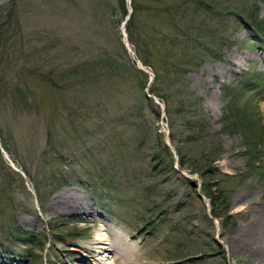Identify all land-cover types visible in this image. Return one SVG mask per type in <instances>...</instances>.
<instances>
[{
  "label": "rangeland",
  "instance_id": "1",
  "mask_svg": "<svg viewBox=\"0 0 264 264\" xmlns=\"http://www.w3.org/2000/svg\"><path fill=\"white\" fill-rule=\"evenodd\" d=\"M134 2L131 29L132 0L0 2V264H95L100 226L112 264H264V0ZM142 25L158 73L130 41ZM197 43L205 55L171 85L163 56ZM214 181L223 229L201 190Z\"/></svg>",
  "mask_w": 264,
  "mask_h": 264
},
{
  "label": "trees",
  "instance_id": "2",
  "mask_svg": "<svg viewBox=\"0 0 264 264\" xmlns=\"http://www.w3.org/2000/svg\"><path fill=\"white\" fill-rule=\"evenodd\" d=\"M134 1L135 0H132V5H133L134 9H133V12L131 13V15L129 17V21H128L129 22V26H128L129 29L135 28V27L137 28L138 25H139L137 23L138 21L136 19L137 15H138L137 14L138 8L136 6V2H134ZM158 1H160V0H158ZM154 7L157 8V6H154ZM154 7H152V9L150 11H153ZM11 17L12 16L9 13H8V16L5 17L3 20H1V17H0V48L1 49H2L3 43L8 40L6 28L10 26L9 23L11 21ZM259 28H260L259 30L262 33V35H264V25L262 27H259ZM138 31H141V32L137 33L136 37L135 36L134 37H130V41L135 46V48H136L135 51L138 53V56L141 59V61L146 66L152 67L153 70H154V73H158V67L156 66L157 60H155V64H154L153 58H152V56H150V55H152L150 50L147 52L148 54L150 53L149 56L147 58L146 57L143 58V52L147 51L146 49L148 48V45L151 44V40L149 39L147 34L148 33H152L154 30H152L150 28L146 29L145 26L142 25L139 28ZM137 35H139V37ZM174 42H180V41L174 40ZM198 46H200V47H198ZM185 47H187V46H185ZM204 48H205L204 46L201 47V44L197 43L196 46H193V48L189 49L190 51H194L193 49H196V50L199 51V52L196 51L195 54L190 53L189 50H188L189 54H188L187 57H185L183 55L176 56V55H174L171 52L170 53H166L167 55L163 56L164 60L166 59V61H167L166 64H170L171 65V66H169L170 67V71L169 72H171L170 73L171 85L172 84H177V85L180 86V81L183 79L184 75H186V71H188L189 69H193L198 64V62H197V64H195L194 60L198 59L199 62H200L201 61V59H199V57H201L200 55H202V57L205 55ZM120 65L116 61H114L113 59H110V67H112L113 69H116L119 73L121 71L120 68L122 67ZM191 65H193V66H191ZM136 71H137V73L139 75L142 76L141 82H142V84H144L146 82V80H147V78H146L147 75L145 74V72H143L140 69H136ZM157 76L158 75L156 74V77ZM180 89H184L187 92L186 96H181V99L179 101L181 103V107L184 108V110H182V111H183L184 115L187 117V120H186L187 122H186L185 126L187 127L188 126L187 124L190 125V132H192L191 131V126L192 125L195 127L196 130L197 129L200 130V131L203 130V127L205 126L204 119L203 118H199L198 114H197V119L196 120L192 119V111H193L192 107L194 106L196 108H199L198 100L196 98L197 96L194 93L190 92L187 87H183L182 88V85H181V87L177 88V93L179 95H180ZM153 92L157 93V90L153 89ZM142 97L144 99H147L144 94L142 95ZM192 101H196V104H194ZM237 106L238 105L235 103L234 107L237 108ZM234 107L230 106V109L234 111ZM243 110H244L243 112H247L244 108H243ZM239 112H238V117L240 116V117H242L244 119L245 118V113L243 114L241 112V110H239ZM243 119H241V121H243ZM253 130H254V127L252 126V124H250V126L247 128V131L246 130L245 131L249 132L251 134V133H253ZM250 134H248V135H250ZM171 140H172V144L174 145V147H176L175 144H174L173 133H172V136H171ZM163 148H164V150L166 152L169 153V148L166 145H164ZM178 156H180V155H178ZM153 160H154V163H157L159 161L160 165H163V163H164L163 160L159 156H154ZM178 160H179L178 162H179V165H180L179 167H184V163L181 161V159L178 158ZM214 160H215V157L211 156L210 158H208L207 162L210 163V162H212ZM170 170L173 171V172H176V170L174 168H172V166L170 167ZM201 173H204L203 169L201 170ZM217 181H219V180H217ZM191 185H192V183H191ZM201 187H202L201 188L202 193L209 199L211 216L213 218H217V219L220 220V226H221L220 228L223 229L224 225H225L224 223L226 222L227 218L229 217L228 204H229L230 196H229L228 191H225V189L222 188V186H219V182L217 184L215 181L213 183L209 182L208 184H207V182H205V183L202 184ZM18 233L21 234V235H25V234L20 233L19 231H18Z\"/></svg>",
  "mask_w": 264,
  "mask_h": 264
},
{
  "label": "bare ground",
  "instance_id": "3",
  "mask_svg": "<svg viewBox=\"0 0 264 264\" xmlns=\"http://www.w3.org/2000/svg\"><path fill=\"white\" fill-rule=\"evenodd\" d=\"M2 1H4V0H0V2H2ZM84 208H85V206H83V210H86V211L91 209V207L85 208V209ZM260 210H261V213L264 212V208H261ZM262 219L264 221V217ZM103 230H104V228L102 226H100L98 228V231L94 235V240H93L94 248L92 250L94 252H96V256H94L93 258H95L97 261V263H95V264H112L110 262V258L111 257L114 258V256H117L118 252L113 249V246L115 245V243L113 241H109L104 236L105 233L103 232ZM118 257H120V256H118ZM129 262L130 261L128 260L126 262V264H135L132 261L130 263Z\"/></svg>",
  "mask_w": 264,
  "mask_h": 264
},
{
  "label": "water",
  "instance_id": "4",
  "mask_svg": "<svg viewBox=\"0 0 264 264\" xmlns=\"http://www.w3.org/2000/svg\"><path fill=\"white\" fill-rule=\"evenodd\" d=\"M126 44V43H125ZM141 67V66H140ZM142 68V67H141Z\"/></svg>",
  "mask_w": 264,
  "mask_h": 264
}]
</instances>
